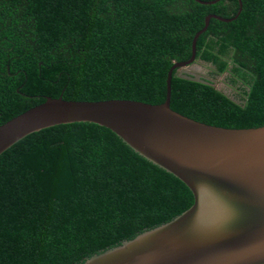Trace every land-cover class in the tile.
Here are the masks:
<instances>
[{
  "label": "trees",
  "instance_id": "16d2710c",
  "mask_svg": "<svg viewBox=\"0 0 264 264\" xmlns=\"http://www.w3.org/2000/svg\"><path fill=\"white\" fill-rule=\"evenodd\" d=\"M204 2L213 0H201ZM196 42L208 78L172 73L170 108L208 125L264 126V0H241ZM238 0H0V125L44 102L158 105L207 15ZM195 62V63H196ZM223 77L230 95L215 88ZM212 83V84H211ZM176 177L92 123L32 133L0 155V264H84L193 205Z\"/></svg>",
  "mask_w": 264,
  "mask_h": 264
},
{
  "label": "water",
  "instance_id": "95a60500",
  "mask_svg": "<svg viewBox=\"0 0 264 264\" xmlns=\"http://www.w3.org/2000/svg\"><path fill=\"white\" fill-rule=\"evenodd\" d=\"M195 1L212 5L220 0ZM238 3L233 18L205 17L204 27L192 39L191 57L175 62L167 73L163 103L45 97L41 104L0 125V155L43 129L73 123L98 125L191 192L194 202L189 209L84 264H264V126L218 127L170 108L173 71L199 80L186 71L196 62L198 37L211 19L235 20L241 12V0Z\"/></svg>",
  "mask_w": 264,
  "mask_h": 264
},
{
  "label": "rangeland",
  "instance_id": "374dc122",
  "mask_svg": "<svg viewBox=\"0 0 264 264\" xmlns=\"http://www.w3.org/2000/svg\"><path fill=\"white\" fill-rule=\"evenodd\" d=\"M186 71L190 72L189 74H191L196 79H200V78H208L210 68L208 65L198 61L195 64L191 65L189 68H187ZM213 84L218 90H221L224 93L230 95L231 91L225 84L223 77L214 79Z\"/></svg>",
  "mask_w": 264,
  "mask_h": 264
},
{
  "label": "flooded vegetation",
  "instance_id": "af4514ba",
  "mask_svg": "<svg viewBox=\"0 0 264 264\" xmlns=\"http://www.w3.org/2000/svg\"><path fill=\"white\" fill-rule=\"evenodd\" d=\"M190 72H188V74H189Z\"/></svg>",
  "mask_w": 264,
  "mask_h": 264
}]
</instances>
